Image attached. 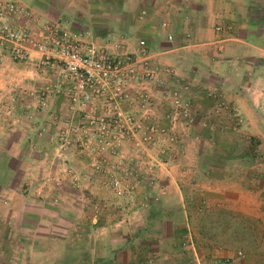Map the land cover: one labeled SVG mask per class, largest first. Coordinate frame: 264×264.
<instances>
[{"label": "crops", "instance_id": "1", "mask_svg": "<svg viewBox=\"0 0 264 264\" xmlns=\"http://www.w3.org/2000/svg\"><path fill=\"white\" fill-rule=\"evenodd\" d=\"M18 1L40 22L65 19L96 42L135 52L145 40L147 54L191 82L194 122L172 124L169 107L158 108L162 146L170 136L175 144L169 152L126 148L142 165L149 157L157 165L133 190L115 196L106 176L92 171L89 154L55 141L69 112L66 95L53 91L38 107L36 91L58 79V68L40 66L36 53L20 61L1 50L0 264H205L194 243H180L191 233L186 184L199 188L201 203L262 217L261 190L230 172L238 159L184 161L199 158L194 143L214 140L222 127L264 143V0ZM225 24L230 32L216 31ZM174 86L168 79L165 90ZM150 89L158 99L161 91ZM236 116L241 122L234 128ZM167 154L176 159H159ZM176 171L180 176L173 177Z\"/></svg>", "mask_w": 264, "mask_h": 264}, {"label": "built area", "instance_id": "2", "mask_svg": "<svg viewBox=\"0 0 264 264\" xmlns=\"http://www.w3.org/2000/svg\"><path fill=\"white\" fill-rule=\"evenodd\" d=\"M215 29L230 32L232 25H217ZM89 36L88 31H72L65 19L40 22L22 2L0 0V51L6 49L20 61L36 53L40 66L58 68V79L36 91L41 108L53 91L67 97L69 112L55 133V141L92 156V168L106 176L115 196H122L140 179L152 175L157 165V160L149 157L142 168V159L126 154L125 149L135 153L153 147L165 149L163 131L154 121L159 104L169 107L166 117L172 124L180 120L193 124L187 97L191 82L147 54L143 39L133 52L117 42L100 43ZM168 79L175 86L165 90ZM150 86L161 91L158 99L149 91ZM28 118L32 120V115ZM240 122L236 116L232 126L238 127ZM168 140L175 139L170 136Z\"/></svg>", "mask_w": 264, "mask_h": 264}, {"label": "rangeland", "instance_id": "3", "mask_svg": "<svg viewBox=\"0 0 264 264\" xmlns=\"http://www.w3.org/2000/svg\"><path fill=\"white\" fill-rule=\"evenodd\" d=\"M162 106L159 104V110ZM214 134V140H200V143L197 141L194 143V147L202 149L203 154L199 158L185 157L183 161L192 162L191 164L195 161L221 164L226 159H238L239 163L230 172L235 179H241L247 184L251 183L261 190L263 202L261 212L263 214L262 217L247 216L237 210H225L218 206L201 203L200 198L203 195L199 188L186 184L183 188L187 197H190L188 202L191 206V218L189 219L191 233L186 231L180 243L183 246L184 243L189 245L194 243L205 264H264V155H251L253 145L256 148L260 145L264 146V143L261 144L257 137L255 139L248 134L230 132L224 127ZM170 143L165 147L168 152L172 150L175 140ZM159 156L160 160L161 158L162 160L176 159L168 154ZM89 157L92 162V156ZM91 169L95 173H100L96 172L92 166ZM172 175L173 177L180 176L178 171L173 172ZM203 175L206 173L202 172V178ZM198 177L201 178L200 175ZM190 178L196 179L192 173H190ZM26 223L28 224V221Z\"/></svg>", "mask_w": 264, "mask_h": 264}, {"label": "trees", "instance_id": "4", "mask_svg": "<svg viewBox=\"0 0 264 264\" xmlns=\"http://www.w3.org/2000/svg\"><path fill=\"white\" fill-rule=\"evenodd\" d=\"M253 149H254V145H253ZM253 155H256V156H258V155H264V146H263L262 152H259L257 154L253 153Z\"/></svg>", "mask_w": 264, "mask_h": 264}]
</instances>
